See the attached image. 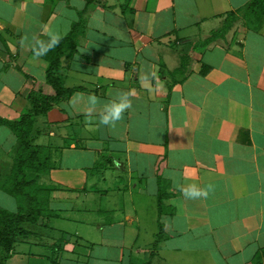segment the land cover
Masks as SVG:
<instances>
[{"label": "crops", "instance_id": "0c3cea01", "mask_svg": "<svg viewBox=\"0 0 264 264\" xmlns=\"http://www.w3.org/2000/svg\"><path fill=\"white\" fill-rule=\"evenodd\" d=\"M252 1L0 0L3 119L28 112L46 84L39 41L85 24L59 71L82 90L35 120L34 144L52 151L41 177L57 188L50 217L25 224L30 234L0 264H252L264 252V19L240 17L208 41ZM120 95L131 107L102 125ZM18 146L1 126L0 208L10 212ZM193 187L200 196L185 194Z\"/></svg>", "mask_w": 264, "mask_h": 264}, {"label": "trees", "instance_id": "16d2710c", "mask_svg": "<svg viewBox=\"0 0 264 264\" xmlns=\"http://www.w3.org/2000/svg\"><path fill=\"white\" fill-rule=\"evenodd\" d=\"M90 2L92 0H88V4ZM240 17L251 21L264 19V0H253L245 8L229 14L221 28L213 32L208 41L215 42L224 39L225 34L233 28ZM84 28V22L75 24L67 37L59 40L55 47L42 56L49 64L46 84L31 92L29 97L31 109L16 120L0 117V127H7L19 143L12 174L4 186L5 192L17 201V211L10 212L0 208V253L5 257L13 252L19 240L30 234L24 228L25 224L35 225L41 218L50 217L48 198L57 188L43 185L41 177L53 169L52 151L48 147L34 144L35 120L36 117L46 116L56 106L82 90V88H66L59 71L63 55L69 48V42L76 38ZM39 42H44V40ZM37 47L38 44L35 53ZM181 72L176 71L175 75ZM252 264H264V252L258 255Z\"/></svg>", "mask_w": 264, "mask_h": 264}, {"label": "clouds", "instance_id": "9594fccd", "mask_svg": "<svg viewBox=\"0 0 264 264\" xmlns=\"http://www.w3.org/2000/svg\"><path fill=\"white\" fill-rule=\"evenodd\" d=\"M59 43V37L53 35L48 42H39L36 50L37 56L47 54L53 47ZM90 104L95 105L98 103L95 96L89 97ZM131 107V101L127 95H120L117 99L112 100L110 103L104 105L103 112L100 116V123L106 126H115L116 122L120 121L124 112ZM188 196H200L201 192L197 191L194 187L185 193Z\"/></svg>", "mask_w": 264, "mask_h": 264}, {"label": "rangeland", "instance_id": "374dc122", "mask_svg": "<svg viewBox=\"0 0 264 264\" xmlns=\"http://www.w3.org/2000/svg\"><path fill=\"white\" fill-rule=\"evenodd\" d=\"M10 149H11V146H7V147H6V150H8V153H7V154H9ZM14 153H15V152H14ZM111 204H113L112 201H111ZM13 209H15L14 211L17 210V208H13ZM69 225H71V224H69ZM68 233H69L68 236H70V237H66V238H71V239L73 238V243H74V242H75V243L80 242L79 239L77 238L78 235H76L75 233H72V232H71V233L68 232ZM44 240H47V239H44ZM47 241H48V240H47ZM29 242H30V241H29ZM38 242H42V240H35V239H33V240L31 241L30 244H32V243H38ZM30 244H29V245H30ZM24 249L29 250V247L24 246V245H22V244H19L18 247H17V250H18V251H22V250H24ZM38 249H40L39 252H45L46 255H48V252H51L50 249H45L44 247H42V248H38ZM38 249H37V250H38Z\"/></svg>", "mask_w": 264, "mask_h": 264}]
</instances>
